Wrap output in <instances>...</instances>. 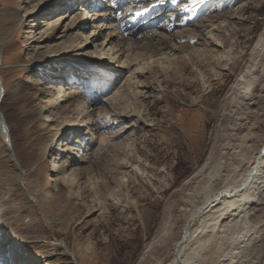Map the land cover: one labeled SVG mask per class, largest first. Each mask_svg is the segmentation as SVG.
<instances>
[{
  "label": "bare ground",
  "instance_id": "1",
  "mask_svg": "<svg viewBox=\"0 0 264 264\" xmlns=\"http://www.w3.org/2000/svg\"><path fill=\"white\" fill-rule=\"evenodd\" d=\"M29 1L30 27L41 23L33 40L38 54L31 67L47 80L58 81L31 91V107L40 115L37 127L46 137L36 154L40 159L52 156V171L62 172V179L78 174V188L89 186L86 172L99 157L106 171L98 182L126 185L131 171L148 177L147 169L127 159L124 148L136 126L156 127L147 106H134L129 113H124V106L121 112L111 108V117L135 118L120 132L112 133L122 136L131 128L123 139L101 150L104 136L94 117L97 90L108 93L122 80L131 92L133 85L138 87L142 81L140 90L149 98L157 88L164 90L162 81H171L188 64L202 90L211 93V82L219 73L235 72L223 96L220 114L225 122L219 138L205 159L182 180L179 200L161 218L142 257L170 237L169 256L165 260L155 258L154 264H264V247L259 248L261 242L264 244V24L252 45L241 49L234 27L242 19L245 3L237 0ZM12 33L10 29L0 36V107L5 94L2 55ZM120 87L110 98L117 103L127 97ZM101 102L107 104L104 99ZM0 134L7 144L13 173L20 187L26 189L25 171L15 157L1 109ZM95 140L99 143L92 149ZM144 166L149 167L147 163ZM3 172L6 169L0 166ZM12 191L11 186L7 188L8 194ZM27 194L30 200L37 198ZM8 214L0 216V230L3 221L15 220ZM236 229L238 235L230 243ZM1 231L0 264H38V255L23 250L15 254L22 238H10ZM56 243L80 264L62 241L56 239Z\"/></svg>",
  "mask_w": 264,
  "mask_h": 264
},
{
  "label": "rangeland",
  "instance_id": "2",
  "mask_svg": "<svg viewBox=\"0 0 264 264\" xmlns=\"http://www.w3.org/2000/svg\"><path fill=\"white\" fill-rule=\"evenodd\" d=\"M237 1L245 4L240 13L242 19L234 31L239 48L247 49L264 24V0ZM30 6L29 0H0V36L13 29L2 55L5 94L0 109L9 127L15 157L25 171L26 188L20 187V180L13 173L7 144L0 134V166L6 169L0 173V216L12 211L10 214L15 217L13 221H3L1 230L10 238H22L20 249L17 248L15 254L23 250L38 255V264L44 261L75 264L56 239L71 250L80 264H154L157 257L165 260L169 256L167 241L170 237L167 236L163 244H155L151 252L142 257L145 244L154 237L161 218L175 207L180 198L182 180L205 159L219 138L225 122L220 114L225 104L223 96L235 72L219 73L218 78L211 82V93L202 90L194 69L188 64L183 69L179 67L180 71L173 75L171 81L161 82L165 91L157 88L149 98L148 93L140 90L143 88L141 79L138 87L133 85V92L122 80L108 93L105 89L97 90L99 99L96 100L99 101L94 117L104 136L101 150L123 139L131 128L122 136L115 135V139L112 133L120 132L124 124L135 118L133 115H124L120 119L111 117V108L121 112L120 107L124 106V113H129L128 110L134 106H147L156 127L144 129L136 126L129 145L124 148L129 154L127 159L147 169L148 177H140L131 171L126 185L98 182V177L102 178L101 173L106 171L103 159L99 157L85 175L90 187L78 188V174L62 179V172L56 174L52 171V156L40 159L36 154L46 137L37 127L40 115L31 107V91L44 83L58 84V81L47 80L40 76L38 69L31 67L38 54L33 40L41 23L30 27ZM21 17V25L16 26ZM201 66V69L205 68ZM205 72L208 71L205 69ZM119 87L123 95L127 94V101L121 99L122 102L117 103L110 99ZM88 94L85 91V97ZM103 99L107 104L101 102ZM98 140L92 149L98 145ZM145 163L149 167L146 168ZM10 186L13 188L11 195L7 192ZM27 193L37 197L35 201L30 200ZM237 231H232L230 243L238 235ZM259 246L261 249L264 244L261 242Z\"/></svg>",
  "mask_w": 264,
  "mask_h": 264
},
{
  "label": "snow or ice",
  "instance_id": "3",
  "mask_svg": "<svg viewBox=\"0 0 264 264\" xmlns=\"http://www.w3.org/2000/svg\"><path fill=\"white\" fill-rule=\"evenodd\" d=\"M163 2V0H161V3ZM173 2H175V0H173Z\"/></svg>",
  "mask_w": 264,
  "mask_h": 264
}]
</instances>
